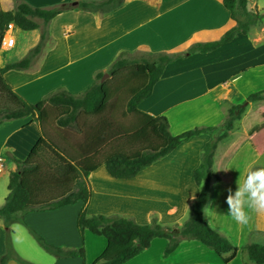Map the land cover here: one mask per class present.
Masks as SVG:
<instances>
[{"label":"crops","instance_id":"crops-1","mask_svg":"<svg viewBox=\"0 0 264 264\" xmlns=\"http://www.w3.org/2000/svg\"><path fill=\"white\" fill-rule=\"evenodd\" d=\"M80 1L88 0H0V8L4 11L16 10L22 2L46 10L67 6L47 25L46 44L31 66L5 75L15 92L25 100L37 103L61 89L79 96L96 82L99 73L108 74L121 56L152 62L160 55L183 54L195 44L220 40L236 26L224 0H125L120 9L111 13L82 10L78 7ZM256 5L248 0L250 10ZM30 32L38 33L33 45L24 51L29 54L42 39L39 29ZM252 32L239 34L216 51L185 56L167 65L152 96L143 101L139 109L154 117H167L173 135L222 125L230 108L227 104L230 95L238 92L241 97L249 96L251 94L245 95L242 90L254 91L249 86H254L256 80L264 83V71L258 67L259 52L254 50ZM17 49L23 50L21 38H16L13 51ZM257 73L262 76L257 77ZM254 108L253 103L247 106L242 119L235 122L232 133L218 144L213 172L220 181L212 182L210 200L214 201L212 206L219 215L206 218L204 213V220L210 227L222 231L224 237L223 231H228L238 246L247 244L252 234H264V216L253 215L248 225H238L227 216L226 204L227 189L236 190V181L240 174L243 175L245 166H264V130L262 139L258 140L259 133L250 134L252 130L244 123ZM41 136L33 117L7 122L0 127V180L7 169L9 173L16 171L12 158L26 160ZM209 140V135L202 134L182 143L132 180L114 179L107 168L101 166L89 176L92 198L88 216L133 219L140 225H152L156 221L168 228L184 225L200 194L193 173L201 163L202 149ZM8 195L0 186V207ZM83 208L84 203L79 202L54 211L30 213L25 221L48 243L79 249L83 242L77 221ZM22 228L27 229L19 224L12 226L16 256L30 264H41L18 248L23 241L30 243ZM4 229L0 218V260L5 251ZM168 243V240L156 239L149 249L126 264L218 262L197 258L208 253L198 241H183L173 255L165 257ZM85 247L86 264H93L105 252L108 242L87 231ZM179 254H185L182 260L178 259ZM8 264L20 263L12 259ZM50 264H84V260L80 257L55 258Z\"/></svg>","mask_w":264,"mask_h":264},{"label":"trees","instance_id":"trees-1","mask_svg":"<svg viewBox=\"0 0 264 264\" xmlns=\"http://www.w3.org/2000/svg\"><path fill=\"white\" fill-rule=\"evenodd\" d=\"M124 2L88 0L80 1L78 7L89 12L111 13L120 9ZM224 6L236 26L220 40L195 44L183 54L160 55L152 62L130 61L121 56L108 71L117 81L115 87L98 82L104 76V73H99L96 82L79 96L61 89L38 103H31L15 92L5 78L9 71L26 70L31 66L46 44L47 31L23 60L4 67L0 61V127L7 122L33 117L42 134L26 160L12 158L17 168L10 173L9 195L0 207L7 241V253L0 264H8L12 259L20 264H30L14 253L11 243L14 224L27 227L50 255L57 259L80 257L84 264L87 231L104 237L108 242L105 252L93 264H126L149 249L156 239L169 241L165 257L176 252L183 241H198L220 256L224 264H232L240 253L253 264H264V243L237 247L205 222L203 211L211 198L212 182L220 181L213 172L218 144L230 135L234 123L241 119L249 103L264 102V89L252 93L241 104L231 105L219 127L195 128L180 135L171 133L167 117H154L139 109L140 104L152 96L167 65L185 56L216 51L234 41L239 34H250L264 19V14L261 16L248 8V0H224ZM66 9L67 6L39 9L26 2L13 11L0 8V41L11 23L22 31H35L41 27L37 20L48 25ZM118 113L123 118H131L132 123L129 126L119 123ZM74 129L81 136L78 141L70 133ZM263 130L264 123L254 132ZM202 134L209 135L210 140L203 147L201 163L193 173L200 194L184 225L168 228L156 221L152 225H140L133 219L88 216L92 198L89 176L101 166H105L114 179L132 180L182 143ZM79 202L84 203L77 221L83 242L79 249L52 245L26 224L25 218L30 213L54 211Z\"/></svg>","mask_w":264,"mask_h":264},{"label":"rangeland","instance_id":"rangeland-1","mask_svg":"<svg viewBox=\"0 0 264 264\" xmlns=\"http://www.w3.org/2000/svg\"><path fill=\"white\" fill-rule=\"evenodd\" d=\"M251 1H252V3L255 2L257 4L256 5L257 7L254 9V11H257L262 16L264 14V0H251ZM37 21L39 22V24L41 26L39 28V32H42V35H43V33L47 31V25H45L42 20H37ZM252 31H253L252 32L253 34L251 33V37H252V39L254 41L253 43L255 45L254 46V48H255L254 50L256 52L257 51L259 52V66L258 67H259L260 70L264 71V19L262 20V24L257 26V27H254L252 29ZM37 33L38 32H24V31L20 30L19 28H17L15 30V32H14V36L16 38H21V43L23 44V50L22 49L21 50L17 49V51L15 50V51H11V52L6 53V54H0L1 65H4V64L10 63V62H18V61H21L24 58H26L29 53H25L24 51H25V49L27 47H31L33 45V43H34V39L33 38L37 35ZM61 46H63V45L61 44ZM59 47H60V45H59ZM130 61L142 62L140 60H130ZM16 72H18V71H16ZM30 74H32V73H28V75H30ZM104 75H106V74H104ZM256 75H257V77H261L262 76L261 73H257ZM98 82H101V80L98 81ZM104 83H108L109 86H111V87H115L117 85V81L115 79H113L109 75V73H108V77L105 78ZM119 83H120V81L118 82V84ZM249 87L253 88L254 91L250 90L251 92H249V88H248L247 92L242 90V93L246 95V93L252 94L254 92H260L261 90L264 89V83H259L258 80H256L254 82V86H249ZM247 97L248 96L241 97L238 92L232 93L230 95V98L227 100V104H230V106L231 105L241 104L247 99ZM250 105H251V103H249L247 106H250ZM255 108H256V110H255ZM255 108H254L253 111H251L249 113V115L247 116V119L244 122L245 126L249 130H252V131H250V134L251 133L252 134H256L254 132L255 128L260 126V125H262L264 123V102L255 104ZM245 111H246V109H245ZM241 119H242V117H241ZM117 120L119 121V123H121V124H123L125 126H129L132 123V119L131 118H123L122 114H120V113L117 114ZM253 125H256V126L254 128H252ZM70 133H71L72 137L74 139H76V141H78V138H81V136L78 135L76 129L71 130ZM262 133L263 132H259L258 135L256 134L257 135L256 138L258 140L262 139L261 138V137H263ZM62 135H68V134H62ZM9 172L10 171L7 169L5 171V174L3 175V179L0 180L1 189H3L4 194H7V195H8V183H9V174H10ZM236 175L238 176V173H236ZM2 183H4V184H2ZM231 222H232V220L230 221V223ZM19 225H21V224H19ZM21 226H24V225H21ZM4 227H5V225H4ZM22 229H23L26 237H28V239L30 241V243H28L26 241H23L21 243V245L18 246V248L23 250L22 252L25 254V256H28V258H30L31 260H35L36 262H39L41 264H50V263H52L56 257L50 255L44 249H42L41 246L34 239V237L30 234L28 229H26V228L25 229L22 228ZM216 230L218 232H222V231H219L218 229H216ZM223 233L225 234V237L227 236L226 238H228L234 245H236L239 248H242L243 246H245V245H247L249 243H258V244H263L264 243V234H252V235H250L249 241H248L247 244L244 243L245 245L238 246L237 242L234 239V237L232 235H230L228 231H223ZM13 236L14 235L12 233V238H11L12 247L14 246L13 240H12ZM4 244H5V251H4L3 256L7 253L6 228L4 229ZM203 247L208 251V253H211V255L207 253V254H204V255H199L197 258H200L202 260H203V258H207L208 261H211V262L218 261L217 264H219V261H220L221 264H224L222 258L220 256H218L213 250L207 248L206 246H203ZM13 250H14V247H13ZM14 253H15V250H14ZM153 253L158 255L155 250H154ZM184 255L185 254H182V255L179 254V258L178 259L182 260ZM212 255H216V256H212ZM237 257H238L237 260L236 261L234 260L232 264H250V262L247 259V257L242 255L241 253ZM50 261H52V262H50Z\"/></svg>","mask_w":264,"mask_h":264},{"label":"clouds","instance_id":"clouds-1","mask_svg":"<svg viewBox=\"0 0 264 264\" xmlns=\"http://www.w3.org/2000/svg\"><path fill=\"white\" fill-rule=\"evenodd\" d=\"M236 190L227 189L228 214L236 224L246 226L253 215L264 216V166L246 165L244 173L236 181ZM214 201L204 206L206 218L219 215L213 208Z\"/></svg>","mask_w":264,"mask_h":264},{"label":"built area","instance_id":"built-area-1","mask_svg":"<svg viewBox=\"0 0 264 264\" xmlns=\"http://www.w3.org/2000/svg\"><path fill=\"white\" fill-rule=\"evenodd\" d=\"M16 29L17 27L14 23H11L8 26L0 41V54L9 53L16 47V37L14 36V32Z\"/></svg>","mask_w":264,"mask_h":264},{"label":"water","instance_id":"water-1","mask_svg":"<svg viewBox=\"0 0 264 264\" xmlns=\"http://www.w3.org/2000/svg\"><path fill=\"white\" fill-rule=\"evenodd\" d=\"M108 77V74L104 75V77L101 80V83H104L105 78Z\"/></svg>","mask_w":264,"mask_h":264}]
</instances>
